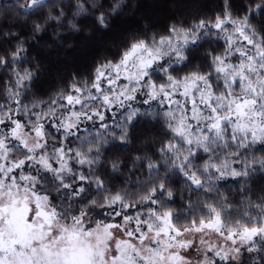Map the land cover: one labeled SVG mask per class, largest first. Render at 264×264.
Segmentation results:
<instances>
[{
  "label": "snow or ice",
  "instance_id": "1",
  "mask_svg": "<svg viewBox=\"0 0 264 264\" xmlns=\"http://www.w3.org/2000/svg\"><path fill=\"white\" fill-rule=\"evenodd\" d=\"M9 2L34 39L111 30L129 7ZM193 7L47 101L28 96L27 34L0 32V264H264V0Z\"/></svg>",
  "mask_w": 264,
  "mask_h": 264
},
{
  "label": "trees",
  "instance_id": "2",
  "mask_svg": "<svg viewBox=\"0 0 264 264\" xmlns=\"http://www.w3.org/2000/svg\"><path fill=\"white\" fill-rule=\"evenodd\" d=\"M107 2L110 0H106ZM125 2L129 7L124 10L123 15L114 19L111 30H99L91 22H87L82 25V30L78 33L70 32L65 28L57 30L62 33L59 38L55 33H49L43 38L34 39L31 33V21L17 15L19 7L9 0H0V32L7 33L11 30L13 33H26V37L23 38L32 45L29 62L36 63L39 67L38 72L33 69L38 79L34 86L28 89L29 99L47 101L74 72H83L101 57L110 58L116 51L115 45L127 33L141 30L145 25L153 27V30H163L166 25L177 19L182 17L186 20L190 19L196 11L193 4L211 7L214 3H218V0H125ZM28 66L25 64V67ZM7 78L8 74L0 71V79L7 81ZM2 95L3 91L0 88V96ZM133 146L144 147L135 142ZM254 155L259 157L264 153L256 151ZM117 184L120 186L118 182ZM251 187L253 199L264 194L256 190V185ZM260 187H264V183ZM182 188V184L176 185V206L181 203ZM229 188L232 193L231 198L236 200L242 198L236 195L238 186L235 181H228L227 187H222L221 192L227 194Z\"/></svg>",
  "mask_w": 264,
  "mask_h": 264
}]
</instances>
